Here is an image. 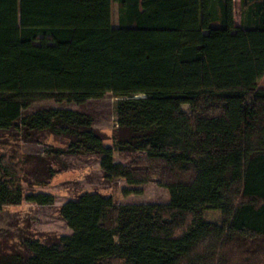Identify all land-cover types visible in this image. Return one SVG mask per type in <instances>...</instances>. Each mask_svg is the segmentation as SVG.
Returning a JSON list of instances; mask_svg holds the SVG:
<instances>
[{
	"label": "trees",
	"instance_id": "1",
	"mask_svg": "<svg viewBox=\"0 0 264 264\" xmlns=\"http://www.w3.org/2000/svg\"><path fill=\"white\" fill-rule=\"evenodd\" d=\"M240 12L237 26L234 0H0V132L66 139L58 152L99 157L106 180L170 194L118 205L84 193L60 209L72 235L27 238L0 264H264V0ZM107 95L112 146L85 112L24 115ZM116 152L142 156L122 164ZM0 174V210L20 205L18 175ZM209 209L221 224L205 221Z\"/></svg>",
	"mask_w": 264,
	"mask_h": 264
},
{
	"label": "rangeland",
	"instance_id": "2",
	"mask_svg": "<svg viewBox=\"0 0 264 264\" xmlns=\"http://www.w3.org/2000/svg\"><path fill=\"white\" fill-rule=\"evenodd\" d=\"M236 25H241V0H234ZM118 5L113 4L112 21L119 25ZM264 89V78L259 82ZM118 99L107 95L84 105L67 101H41L24 112L32 114L43 109L76 110L91 115L94 128L105 137V145L112 146L117 130L116 103ZM187 109V107H185ZM68 141L54 135L30 136L22 130L0 132V167H10L21 180L24 200L17 206H5L0 210V256L19 252L27 238L53 241L72 235V230L60 215L61 207L77 200L84 193L111 196L118 205L167 204L170 194L156 181L130 186L124 180L108 181L95 155H69L59 153L67 150ZM142 154L115 153L118 163L130 164ZM3 174H0L2 176ZM125 190L137 192L125 194ZM47 194L54 197L50 206H41L26 199L27 196ZM207 222L222 223V214L216 210L204 213Z\"/></svg>",
	"mask_w": 264,
	"mask_h": 264
}]
</instances>
